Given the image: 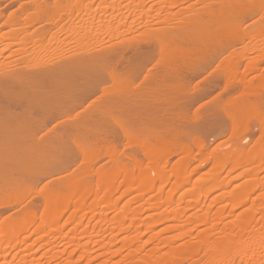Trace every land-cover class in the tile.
Instances as JSON below:
<instances>
[{
    "label": "bare ground",
    "instance_id": "obj_1",
    "mask_svg": "<svg viewBox=\"0 0 264 264\" xmlns=\"http://www.w3.org/2000/svg\"><path fill=\"white\" fill-rule=\"evenodd\" d=\"M8 1L49 25L0 34V264H264V0ZM214 191L229 210L194 217ZM175 194L211 228L139 256L179 228Z\"/></svg>",
    "mask_w": 264,
    "mask_h": 264
},
{
    "label": "rangeland",
    "instance_id": "obj_2",
    "mask_svg": "<svg viewBox=\"0 0 264 264\" xmlns=\"http://www.w3.org/2000/svg\"><path fill=\"white\" fill-rule=\"evenodd\" d=\"M99 0H96L95 2H94V6H95V4L98 2ZM136 1H138V0H136ZM135 1V2H136ZM154 0H150L149 2H148V4L147 3H145V7L146 8H148V5L150 6V5H153V3L155 4V1L153 2ZM19 2H21V0H19ZM17 2H15V1H13L12 3L10 2L9 4H16ZM152 3V4H151ZM136 6H138V5H136ZM135 6V7H136ZM139 7V6H138ZM138 7H136L138 10H140V9H146L145 7H142L141 8V6L138 8ZM154 7H157V6H154ZM136 8H135V13L137 12H139L138 10H136ZM124 9V8H123ZM155 9V8H154ZM153 9V10H154ZM110 11V10H109ZM108 11V12H109ZM123 11V10H122ZM131 11V10H130ZM111 12V11H110ZM109 12V13H110ZM123 13L124 14H119V15H116L115 16V18H113L114 20H112V23H114V21H116V20H118L121 16H123V15H128V13H129V17L127 18L128 20H130V19H132V15H133V12L131 13V12H127V10H125V12L123 11ZM16 14L18 15V11H16ZM26 12L24 11L23 13H22V15H21V17L23 18V17H25L26 16ZM106 15V14H105ZM107 15H108V13H107ZM106 15V16H107ZM120 16V17H119ZM102 17H104V14H103V16ZM143 19H144V17H142ZM6 21H8L7 20V18L5 17L4 18ZM143 19H139V20H143ZM139 20L137 19V20H135L134 21V23L135 24H137L138 22H139ZM20 21H22V20H20ZM26 22V21H25ZM262 22V21H261ZM26 23H28V22H26ZM82 23V22H81ZM49 24H41V25H39L38 23H34L33 25H31V27H29V29H30V31H33V30H42L43 29V27H47ZM2 27H0V29H2L3 28V26H5V25H1ZM8 28V27H7ZM16 31H21L22 30V28H20V27H15L14 28ZM3 42H8V43H10V42H12V40H7V41H3ZM3 42H1L0 43V48L2 47V45H3ZM242 44H239V46H241ZM15 48H18V46L17 45H13V47L12 48H10V49H7V50H5V51H3V53H2V57H5V56H7L9 53H10V51L12 50V49H15ZM251 54H255V52H252V53H250L249 55H251ZM1 57V58H2ZM250 77V75H248L247 76V78H249ZM219 90V88H216V89H213V90H211V92L206 96V97H204V99L202 100V101H205V100H208L209 98H211L214 94H216V92ZM198 104H193V106H192V108H195L196 106H197ZM51 126V125H53V122H49V124H47V126ZM227 139H228V136L226 135V136H220L219 134H216V133H212L211 135H209V137H208V140L210 141V143H209V145H208V148H210V147H212L214 144H216L217 142H219V141H223V140H225V142L227 141ZM226 147H223V149H225ZM125 152H127V150L125 151ZM176 159V157L175 156H173L172 158H171V161H174ZM169 161H170V159H169ZM195 164L197 165L198 164V162H195ZM74 167V166H73ZM199 169L198 170H196V172L192 175V179H198V178H203V177H205V175L203 174V173H205V171L208 169V166L206 165V166H201V167H198ZM225 172H226V170L225 171H223L222 172V176L224 177V176H226L227 178L228 177H230L231 175L233 176L234 174H236L235 172L236 171H234V172H232L233 174H228L227 175V173L225 174ZM239 181V180H238ZM238 181H235L234 183H232V185H228V189H227V191H230V189H232L233 188V184H236V183H238ZM169 185H165L164 187H162V188H159V187H157V186H155L152 190H151V192L149 191V192H147L146 193V195L144 196V200H147V198L150 196V195H158V194H165V191L167 192L168 191V189H169ZM162 189V191L163 192H160V190ZM234 190H237V187L234 189ZM219 192L220 191H222V190H218ZM218 191H214L213 193L211 192V194H208V197H206V200H204L203 199V197L205 198V196L203 195V197H202V199H200L199 201H200V204H201V206H198V207H200L199 209H197L198 207H197V205L195 206L196 207V209L197 210H199V211H201V212H199V211H195L196 209H195V207L193 206V209H192V206H190L191 207V211H193V212H195V216H194V214H192L194 217H196V216H198V213L200 214V213H202L203 215L206 213V211L207 210H209L210 211V209H209V206L211 207V205H209V204H211V203H214V201H216L215 199H211V198H214V194L215 195H217V193H218V197L219 196H221V194H222V192H218ZM226 191V190H225ZM179 196V195H178ZM178 196H177V194H175V198H174V201H175V204L173 203L172 205L174 206V208L176 207V208H179V205L178 206H176L178 203L176 202L177 201V198H178ZM202 196V195H201ZM200 196V197H201ZM129 197H131V196H128V197H124L123 199H122V202H124L125 200H127ZM215 197H217V196H215ZM179 199V198H178ZM213 201H211V200ZM185 200V199H184ZM186 200H188V199H186ZM185 200V201H186ZM203 200V201H202ZM182 201H183V199H182ZM181 201V202H182ZM189 201H191V200H188V201H186V202H184V204H185V207H186V209L185 210H188V211H186L187 213H185L184 215H182L183 217H182V220H180V222H179V228L178 227H176L172 232L170 231V232H165L164 233V231L162 232L161 230H163V228L165 227V224H167V223H162V224H159V225H157L156 226V228H154L153 229V231H149V232H146L143 236H142V239H141V243L143 244V246H144V249H143V251H142V254H140L139 256H141V255H143V253H144V255L147 253V250H148V252L150 251L149 249H150V247L151 246H153L155 243H157V244H160V246L159 247H161V246H163L164 244V242L163 241H165V240H163V239H165L166 238V241L169 239V237L171 238V236L173 235L174 237H172L170 240L172 241H174L176 238V240L175 241H177V242H173L174 243V245H180L181 243H183V242H185V243H187V244H190L191 242H194V244H197L198 242H197V240L199 239V234H201V233H203L204 231H206V232H208V230H207V227H209V228H211L210 226H208V224H201V223H197L198 221H194V223H193V221L190 219L191 217L192 218H194L193 216H191V211L189 210V207H188V205L190 204V203H192V202H189ZM179 203L180 204V206H181V204L183 203ZM187 202H189V204L188 205H186V203ZM211 202V203H210ZM217 202V201H216ZM215 202V203H216ZM218 202H220V200H218ZM217 202V203H218ZM224 202H227L226 200L225 201H222V202H220V203H218L220 206H218V204L216 203H214V204H212L214 207H211V211L209 212L208 211V213H209V215H214L215 213H216V211H218V209L219 210H221L220 208H225V213L229 210V205H227L226 207H225V205L223 204ZM199 203V202H198ZM184 204H182L183 205V207H184ZM173 206H165V207H167V208H164V206H163V208H162V206L160 207V208H156V209H150V210H146L145 209V211L144 212H142V213H140L141 215L140 216H143V220L142 221H145V219H147L148 217V215L150 214V215H152L153 213L155 214V213H165L167 210V212H171L174 208H173ZM216 206H218V207H216ZM222 206V207H221ZM147 206L145 205L144 206V208H146ZM170 207V208H169ZM184 207V208H185ZM201 207H202V209H201ZM207 207H208V209H207ZM229 207V208H228ZM171 208H173L171 211H170V209ZM182 207H180L179 209H181ZM188 208V209H187ZM206 208V209H205ZM215 208H216V211H215ZM241 208H243V209H245V210H247V208H248V205H244V207L242 206ZM240 207L239 208H237V210H235L234 212H236V213H234L233 214V216L232 217H229V218H233V217H235L234 215L235 214H238L239 212V210L241 211V210H243V209H241ZM195 209V210H194ZM201 209V210H200ZM203 209H204V211H203ZM182 210H183V208H182ZM185 210H183L184 212H185ZM213 211V213H211ZM166 212V213H167ZM238 212V213H237ZM196 213H197V215H196ZM190 214V215H189ZM112 214L110 213L109 214V216H111ZM201 215V214H200ZM199 215V216H200ZM147 217V218H146ZM141 218V217H140ZM145 218V219H144ZM183 218H184V220H183ZM226 219V220H230V219ZM191 221V223H187L189 220ZM195 219V218H194ZM226 220H224V221H226ZM224 221L223 222H220L219 224H218V226H217V228L216 229H214L213 230V232L214 231H216V233L214 232L213 233V235L210 237V239L211 238H213L212 240H214V237H215V239H216V237L218 238V235H217V230L218 231H223L224 229H225V227L226 226H228V224H224V225H221L220 226V224L221 223H224ZM228 223V222H227ZM169 224H170V222H169ZM171 224H173V222L171 221ZM181 224V225H180ZM190 224V225H189ZM224 227V229L222 230V228ZM183 227H184V229H183ZM221 227V228H220ZM252 227V226H251ZM104 228V227H103ZM191 229H192V231H191ZM256 229V228H255ZM141 230L143 231L144 230V228L142 227L141 228ZM188 230H190V231H188ZM210 230V229H209ZM251 230V229H250ZM184 231L185 232H189L190 233V235H186V236H184L183 234H184ZM183 232V233H182ZM205 232V233H206ZM169 233V234H168ZM182 233V234H181ZM250 233L251 232H249V235H248V237H250ZM252 234V233H251ZM167 235H171V236H168L167 237ZM178 235H179V237H178ZM180 235H183L182 236V238H180L181 236ZM197 235H199V236H197ZM121 237H122V235H120ZM151 236H157L156 238H157V240L155 241H148V239L151 237ZM186 237V238H185ZM198 237V238H197ZM168 238V239H167ZM212 240H210V241H212ZM169 243H171L170 241H169ZM191 244H193V243H191ZM171 245H173V244H171ZM173 245V246H174ZM184 245V244H183ZM183 245H181V246H183ZM163 249L162 250H164V249H166V248H164V247H162ZM101 251V250H100ZM125 251H127V250H125ZM128 252H129V250L127 251V252H125V253H123V255H125V254H128ZM39 253H41V251H39L38 252V254ZM119 259V257L118 258H114L113 259V262H114V260H118ZM188 262H186V263H184V264H187ZM110 264V263H109Z\"/></svg>",
    "mask_w": 264,
    "mask_h": 264
},
{
    "label": "flooded vegetation",
    "instance_id": "obj_3",
    "mask_svg": "<svg viewBox=\"0 0 264 264\" xmlns=\"http://www.w3.org/2000/svg\"><path fill=\"white\" fill-rule=\"evenodd\" d=\"M0 6L5 12H9V11L15 9L18 5L9 4V1L7 0L4 4H1ZM4 18L5 17L0 19V27H2L1 25H5V26H3L2 29H0V34L2 32H6V31H9V30H13V32L15 31V32H18V33L22 32V31L26 32V31L30 30L29 27H31V26H27L28 23H26L25 21H18L16 23L10 24V22L6 21ZM17 26L22 28V30L21 31H16L14 28L17 27ZM9 40H12V39H9Z\"/></svg>",
    "mask_w": 264,
    "mask_h": 264
}]
</instances>
